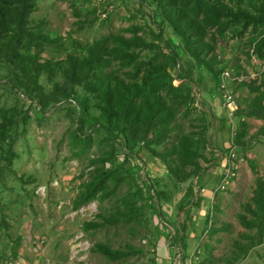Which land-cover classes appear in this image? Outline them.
Returning a JSON list of instances; mask_svg holds the SVG:
<instances>
[{
	"label": "rangeland",
	"instance_id": "obj_1",
	"mask_svg": "<svg viewBox=\"0 0 264 264\" xmlns=\"http://www.w3.org/2000/svg\"><path fill=\"white\" fill-rule=\"evenodd\" d=\"M30 19L51 39L34 54L44 65L38 82L46 97L62 80L55 63L77 44L130 38L135 30L172 56L173 84L190 85L209 130L200 171L177 184L141 145L128 152L120 140L89 130L71 144L77 108L64 100L39 102L40 94L14 87L0 67V264H264V237L238 219L250 218L245 206L256 178H264V136L257 133L264 119L246 110L264 97V60L250 33L228 37L199 64L149 0H37ZM224 70L238 79L229 84L237 104L231 116L218 90ZM249 83L262 87L259 94ZM100 169H116L120 185L108 198L75 206L82 185ZM129 204L141 209L139 216L107 226L104 220L120 217ZM97 245L138 252L111 261Z\"/></svg>",
	"mask_w": 264,
	"mask_h": 264
},
{
	"label": "trees",
	"instance_id": "obj_2",
	"mask_svg": "<svg viewBox=\"0 0 264 264\" xmlns=\"http://www.w3.org/2000/svg\"><path fill=\"white\" fill-rule=\"evenodd\" d=\"M36 1L0 0V67L13 86L31 96L35 92L40 94L37 98L42 103L43 99L46 103L71 102L77 108L76 128L70 137L73 145L87 130L103 133L120 140L128 152L141 145L177 184L196 176L207 141L209 117L195 106L188 83L182 80L173 84L169 69L174 62L172 56L158 45L146 42L135 30H130V38L113 35L77 44L74 53L55 63L62 80L54 84L53 92L46 97L38 82L44 65L34 54L51 39L30 19ZM149 1L158 10L161 21L172 28L199 64H204L206 56L228 37L238 38L247 33L255 55L264 60V0ZM246 85L256 94L262 88L255 83ZM246 110L249 115L264 119L263 95L254 98ZM257 133L264 136V125ZM5 136L7 139L8 133ZM10 148L11 144L9 151ZM121 176L116 169L96 171L82 185L75 206L110 197L123 180ZM255 184L251 201L244 209L250 218L239 215L238 219L244 228L256 229L259 237H264V178L257 177ZM140 213L141 209L129 204L120 217L111 215L104 221L107 226L128 224ZM140 218L147 230V220ZM89 227L97 225L86 223L85 228ZM221 229L229 232L231 226L224 223ZM95 250L111 261L138 252L132 246L121 251L97 245Z\"/></svg>",
	"mask_w": 264,
	"mask_h": 264
},
{
	"label": "built area",
	"instance_id": "obj_3",
	"mask_svg": "<svg viewBox=\"0 0 264 264\" xmlns=\"http://www.w3.org/2000/svg\"><path fill=\"white\" fill-rule=\"evenodd\" d=\"M106 16L105 13H102V17L104 18ZM238 80L232 76V73L229 71H222L219 76V83H218V90L221 93V97L224 101V107L227 111V114L231 116L233 112L237 109V104L234 99V96L232 95L229 84L232 81Z\"/></svg>",
	"mask_w": 264,
	"mask_h": 264
}]
</instances>
